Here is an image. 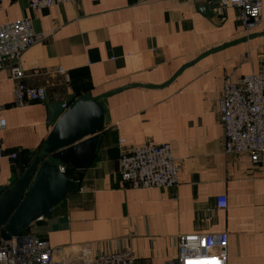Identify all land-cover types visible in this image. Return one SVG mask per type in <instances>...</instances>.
<instances>
[{"label":"crops","instance_id":"0c3cea01","mask_svg":"<svg viewBox=\"0 0 264 264\" xmlns=\"http://www.w3.org/2000/svg\"><path fill=\"white\" fill-rule=\"evenodd\" d=\"M22 18L45 36L20 59L22 83L46 100L16 106V81L7 63L0 70V187L41 152L48 105L90 95L108 119L88 168L72 172L75 192L24 233L62 246L54 260L65 264L121 250L166 264L179 236L225 232L226 264H264V153L257 163L226 154L217 114L226 82L264 72V0L250 34L240 10L217 0H75L37 10L0 0V25ZM162 143L180 167L176 187L124 186L121 152Z\"/></svg>","mask_w":264,"mask_h":264},{"label":"built area","instance_id":"2783aa9c","mask_svg":"<svg viewBox=\"0 0 264 264\" xmlns=\"http://www.w3.org/2000/svg\"><path fill=\"white\" fill-rule=\"evenodd\" d=\"M32 10L51 8L75 0H25ZM221 9L237 7L245 34L252 33L261 23L262 0H218ZM36 34L30 19L22 18L0 25V70L8 64L10 77L16 81L13 103L24 106L30 102H44L40 87L22 83L24 72L22 55L44 39ZM63 73L62 69L58 70ZM217 114L223 128L226 154H247L257 163L264 153V72L243 76L239 82H226L217 102ZM6 127L1 117L0 129ZM0 151V159L2 158ZM13 159L16 158L12 154ZM179 164L169 144H149L124 150L119 160V177L129 188L176 187ZM218 209L226 208V199H216ZM227 233L185 234L177 240V256L166 264H226ZM63 252L62 246L51 247L47 241L30 233L3 241L0 237V264H65L54 257ZM70 264H76L74 262ZM92 264H141L131 251H117L97 256Z\"/></svg>","mask_w":264,"mask_h":264},{"label":"water","instance_id":"95a60500","mask_svg":"<svg viewBox=\"0 0 264 264\" xmlns=\"http://www.w3.org/2000/svg\"><path fill=\"white\" fill-rule=\"evenodd\" d=\"M47 110L51 130L41 152L21 176L11 178L10 188L0 187L3 241L18 238L32 223L50 218L53 209L75 192L77 183L67 177L65 169L85 172L108 123L104 108L90 95L79 100L70 95Z\"/></svg>","mask_w":264,"mask_h":264},{"label":"trees","instance_id":"16d2710c","mask_svg":"<svg viewBox=\"0 0 264 264\" xmlns=\"http://www.w3.org/2000/svg\"><path fill=\"white\" fill-rule=\"evenodd\" d=\"M72 172H73V170L70 169V168H66V169H65V173H66L67 177H68L69 179H71V180H76V179H75V176L72 174Z\"/></svg>","mask_w":264,"mask_h":264}]
</instances>
